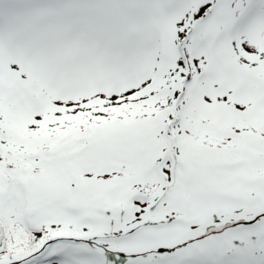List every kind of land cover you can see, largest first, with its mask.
<instances>
[{
    "label": "snow or ice",
    "instance_id": "obj_1",
    "mask_svg": "<svg viewBox=\"0 0 264 264\" xmlns=\"http://www.w3.org/2000/svg\"><path fill=\"white\" fill-rule=\"evenodd\" d=\"M0 264H264V0H0Z\"/></svg>",
    "mask_w": 264,
    "mask_h": 264
}]
</instances>
